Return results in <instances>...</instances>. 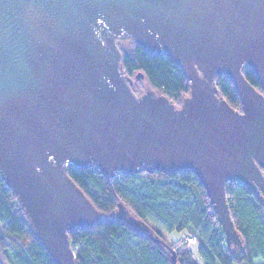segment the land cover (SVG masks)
<instances>
[{"label":"water","instance_id":"95a60500","mask_svg":"<svg viewBox=\"0 0 264 264\" xmlns=\"http://www.w3.org/2000/svg\"><path fill=\"white\" fill-rule=\"evenodd\" d=\"M128 38L183 69L182 109L153 90L136 96L146 77L124 75L116 46ZM248 69L264 93V0H0V175L57 264H77L72 229L103 219L71 166L107 178L193 171L226 244L243 246L227 184L264 207V94ZM225 75L242 111L219 95ZM118 206V220L167 247Z\"/></svg>","mask_w":264,"mask_h":264},{"label":"trees","instance_id":"16d2710c","mask_svg":"<svg viewBox=\"0 0 264 264\" xmlns=\"http://www.w3.org/2000/svg\"><path fill=\"white\" fill-rule=\"evenodd\" d=\"M121 57L127 78L143 72L149 88L175 105H182L190 96L187 76L167 54L152 53L134 41L128 51L121 52ZM245 77L263 93L258 76L251 69L246 70ZM136 83L132 86L135 92ZM216 85L219 95L234 110L242 111L240 94L229 77L219 76ZM67 175L103 216L93 227L75 228L69 233L77 264H264V207L259 196L241 182L226 186L233 222L243 241L235 252L234 246L226 244L208 194L193 171L144 172L134 176L123 173L107 178L96 167L71 166ZM119 203L150 226L168 248L118 220L115 212ZM182 232L187 238L197 236L200 258L184 245L186 237L173 245L162 235ZM0 251L9 264H57L1 175ZM0 264H5L1 255Z\"/></svg>","mask_w":264,"mask_h":264},{"label":"rangeland","instance_id":"374dc122","mask_svg":"<svg viewBox=\"0 0 264 264\" xmlns=\"http://www.w3.org/2000/svg\"><path fill=\"white\" fill-rule=\"evenodd\" d=\"M133 39H131V38H128V39H117V41H116V46L119 48V50H120V52H122V51H128L131 47H132V44H133ZM137 84V91L135 92V94H136V96L138 97V98H140L142 95H144L147 91H151L152 90V88H149V86L147 85V83H146V81H140V82H138V83H136ZM154 91V90H153ZM154 95L155 96H160V94L158 93V92H156V91H154ZM177 108H179V109H182V106H183V104L182 105H175ZM227 199H229L228 198V196H227ZM163 236H164V238H165V241L168 243V244H173L174 245V243L176 244V243H178L179 242V240H181V238L179 239V240H173L170 236H169V234H165V233H163L162 234ZM187 238L185 239V246H187L189 249L191 248V245H193V244H191V245H187ZM236 250H237V247L236 246H234V251L236 252ZM0 255H1V257H2V259H3V261H4V263L5 264H9L7 261H6V258L3 256V254H1V251H0ZM197 259H198V257H197Z\"/></svg>","mask_w":264,"mask_h":264},{"label":"crops","instance_id":"0c3cea01","mask_svg":"<svg viewBox=\"0 0 264 264\" xmlns=\"http://www.w3.org/2000/svg\"><path fill=\"white\" fill-rule=\"evenodd\" d=\"M169 236L173 239V240H179L180 238L183 239V238H187V236L185 235L184 232L182 233H172V234H169ZM192 251H193V255L200 258V256H198V250H199V245L198 244H193L191 245V248H190Z\"/></svg>","mask_w":264,"mask_h":264},{"label":"built area","instance_id":"2783aa9c","mask_svg":"<svg viewBox=\"0 0 264 264\" xmlns=\"http://www.w3.org/2000/svg\"><path fill=\"white\" fill-rule=\"evenodd\" d=\"M139 175V174H137ZM231 182H238V181H231ZM198 242V238L195 235H190V237L187 238V245L196 244Z\"/></svg>","mask_w":264,"mask_h":264}]
</instances>
